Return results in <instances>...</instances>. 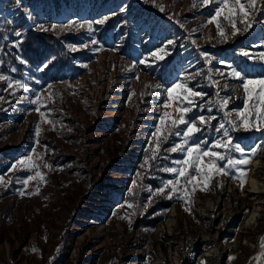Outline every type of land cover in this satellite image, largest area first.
Segmentation results:
<instances>
[{
    "label": "rangeland",
    "instance_id": "374dc122",
    "mask_svg": "<svg viewBox=\"0 0 264 264\" xmlns=\"http://www.w3.org/2000/svg\"><path fill=\"white\" fill-rule=\"evenodd\" d=\"M257 3L252 26L235 36L226 27L225 41L208 23L217 4L201 0H0V25L63 36L78 66L55 82L38 69L20 80L9 78L3 89L0 264H252L264 240V130H233L229 120L237 119L247 99L231 69L248 80L264 79V0ZM111 13L123 23H96ZM160 48L167 55L156 60L151 53ZM174 83L204 94L193 98L186 118L215 117L196 134L208 142L202 147L222 138L216 131L221 123L245 153L259 147L249 165L214 174L206 187L199 176L186 187L180 178L177 191L162 195L140 182L154 169L151 161L162 170L182 167L175 161L185 153L166 149L183 137L161 138L156 149L153 135L164 112L175 117L181 106L182 89L169 100ZM248 87L254 97L260 91L255 83ZM225 98L229 103L221 108ZM166 103L171 106L164 108ZM228 155L244 158L236 151ZM29 158L30 167L19 165ZM245 167L242 183L239 169ZM162 172L159 189L177 179ZM251 179L263 186L257 194L251 193ZM130 182L145 194L135 204L126 200ZM254 208L258 221L248 223ZM149 209L161 217L154 228L137 222Z\"/></svg>",
    "mask_w": 264,
    "mask_h": 264
},
{
    "label": "snow or ice",
    "instance_id": "6c2138e0",
    "mask_svg": "<svg viewBox=\"0 0 264 264\" xmlns=\"http://www.w3.org/2000/svg\"><path fill=\"white\" fill-rule=\"evenodd\" d=\"M203 5H208L210 3H216L217 7L215 9L214 15L208 21L210 24H215L217 29V34L223 40H227L228 36L225 32V28L231 30L233 36L247 31L252 25L249 22L252 13L258 10L257 0H201ZM196 6L195 4L193 5ZM161 10L163 8L161 7ZM264 11V8L260 9ZM223 21V22H222ZM104 20L96 21L98 24H103ZM238 24L244 25L243 28L238 27ZM83 27V25H80ZM89 31H92V24L88 25ZM19 35V33H17ZM92 43H97L93 40ZM173 41H168V44H172ZM244 56L248 57L250 54L245 51L242 53ZM167 55L164 48L157 49L151 53V56L156 60H163L164 56ZM207 58V54H205ZM141 64L145 63L144 60L139 61ZM208 62L211 63V59L208 58ZM44 67H47L45 65ZM223 75V73H221ZM230 75L233 78L239 79L242 82L243 90L247 93V99L245 100V109L243 111H238L235 113L236 120H229V124L233 130L243 129L244 131H249L255 129L257 131L264 130V79L257 81L246 79L240 71L235 68L231 69ZM0 79H5V77L0 76ZM258 84L260 86V91L258 94L253 96L252 91L249 89V84ZM11 87V85H9ZM22 86V85H19ZM182 89L185 93L183 99L181 100V106L175 109L177 115L172 116L169 112L165 111L163 118L160 119V124L162 127H157L155 133L153 134L156 139V149H159L161 138L166 141L169 135L182 136V143L176 144L175 146L166 149L168 152H184L185 158L183 160L175 161L176 164L182 165L180 168H164L163 171L176 175L177 179L175 181H167L163 187L158 189L159 194H166V189H171V192L177 191V186L180 183V178H185V187L188 184H193L197 181V177H201L205 181V187L207 182L210 181L214 174H229V168H235L237 165L247 166L251 163L252 157L256 155L258 147L253 149L251 152L245 153L244 150L238 145L233 143V138L230 135L229 129L225 128V125L221 123L217 132H222V138L217 139L209 148H204L202 145L207 144L206 140H200L197 138L196 134L202 132L204 129L200 126H207L212 119L215 117H208L207 119L201 115L196 118H186L187 114L192 111L194 106L195 97H203V93L194 91L192 88L188 87L184 83H174L170 88L167 89L169 100L173 99L172 93L176 89ZM255 99L256 103L251 104L250 108L248 106V101ZM186 102V103H185ZM229 103V98H225L220 102L221 108H226ZM171 105L166 103L163 105L164 108H169ZM211 111V109H209ZM251 112V114H250ZM226 116L231 115L230 112L225 113ZM260 121V123H257ZM170 123V126H169ZM180 125L185 126V130L181 133L179 131L173 132L172 129L178 128ZM214 149H223V151H215ZM236 151L241 154L242 159L231 158L228 153ZM208 157V161L205 162L204 158ZM155 153L152 159H155ZM225 162V167H220L219 162ZM20 166L30 164V158L28 160H22L18 162ZM149 161L146 159L145 164L147 165ZM15 167V166H14ZM240 179L243 182L246 181L247 168H241ZM36 176L41 180L43 176L40 172L36 173ZM33 179L29 176L27 180L24 181L26 184L28 180ZM195 187H193V191ZM168 198H171V193H167ZM261 247H264V240L261 242Z\"/></svg>",
    "mask_w": 264,
    "mask_h": 264
},
{
    "label": "trees",
    "instance_id": "16d2710c",
    "mask_svg": "<svg viewBox=\"0 0 264 264\" xmlns=\"http://www.w3.org/2000/svg\"><path fill=\"white\" fill-rule=\"evenodd\" d=\"M99 20L105 21L103 26L106 28L112 27L113 23L117 21L123 23L117 13L106 14L97 19V21ZM63 38L60 35L55 36L42 32L38 27L13 29L8 22L0 25V76L5 77V79H0V98L6 84L10 82L9 78L13 81L20 80L24 78L26 73L32 72L35 75L34 72L40 69V75L46 74L51 82H55L60 74L65 73L66 70L77 69V64L71 63V54L62 44ZM45 65L47 67H44ZM162 149L164 151V148ZM162 149L160 150L161 153L163 152ZM162 155H158L157 159ZM142 156L143 153H141ZM150 165L154 169L148 170L140 183L146 184L153 190L159 189V182L161 181L159 179L165 174H163L162 168L157 167L161 164L156 166V160L155 162L151 161ZM128 191L126 200L133 204L137 203L139 196L145 195L140 194L141 189L134 187L131 182L128 184ZM160 221L161 217L153 214L152 210L149 209L137 222L146 227L154 228Z\"/></svg>",
    "mask_w": 264,
    "mask_h": 264
},
{
    "label": "bare ground",
    "instance_id": "6f19581e",
    "mask_svg": "<svg viewBox=\"0 0 264 264\" xmlns=\"http://www.w3.org/2000/svg\"><path fill=\"white\" fill-rule=\"evenodd\" d=\"M263 156H264V154H263ZM254 166H255V168H257V164H255ZM250 186L252 189V192H251L252 194H257L261 190V187H263L256 180H252V179L250 181ZM258 218H259V210L257 208H254L253 212L251 213V216H250L248 223L254 224V223H256V221H258L257 220ZM257 248H258V250H257L256 254L252 257V261H253L252 264H259L260 260L262 258V255L264 253V247H261V243H259Z\"/></svg>",
    "mask_w": 264,
    "mask_h": 264
}]
</instances>
